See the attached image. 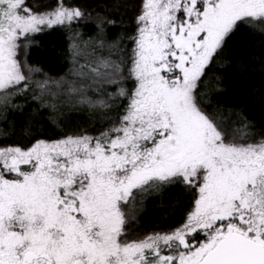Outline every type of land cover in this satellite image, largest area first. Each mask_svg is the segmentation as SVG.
Masks as SVG:
<instances>
[{"label": "snow or ice", "instance_id": "obj_1", "mask_svg": "<svg viewBox=\"0 0 264 264\" xmlns=\"http://www.w3.org/2000/svg\"><path fill=\"white\" fill-rule=\"evenodd\" d=\"M108 11L0 0V118L23 100L102 109L107 125L0 144V264H264V135L205 99L226 49L255 60L258 47L264 76V0H139L114 38ZM55 29L69 43L53 74L30 50ZM173 186L180 220L133 238L136 194Z\"/></svg>", "mask_w": 264, "mask_h": 264}, {"label": "trees", "instance_id": "obj_2", "mask_svg": "<svg viewBox=\"0 0 264 264\" xmlns=\"http://www.w3.org/2000/svg\"><path fill=\"white\" fill-rule=\"evenodd\" d=\"M89 8L97 5H108L105 13L109 19L117 21L115 26H108L109 38L121 33L133 32V21L139 0H85ZM113 3L124 6L113 8ZM87 35L95 31L91 23L78 26ZM35 44L31 48V61L53 74L62 71L68 46V34L60 29L47 30L34 36ZM260 50L257 47L255 60L235 49H226L217 57L214 66L208 70L206 79L208 96L205 98L215 108L218 107L226 120L232 113L246 118L248 132L256 138L264 135V76L261 75L259 61ZM21 107L10 111L7 121L0 118V144L26 141L29 134L57 138L62 135L66 126H80L88 129L106 127V112L102 109H91L88 106H68L56 112L38 102L16 101ZM213 110L212 108L209 109ZM237 116L231 115L229 127L236 128ZM10 137L5 140L4 137ZM188 196L179 186L157 190L148 188L136 195L130 224L133 238L152 230H160L175 225L185 210Z\"/></svg>", "mask_w": 264, "mask_h": 264}, {"label": "rangeland", "instance_id": "obj_3", "mask_svg": "<svg viewBox=\"0 0 264 264\" xmlns=\"http://www.w3.org/2000/svg\"><path fill=\"white\" fill-rule=\"evenodd\" d=\"M88 108H89V107H88ZM91 109H92V108H91ZM138 193H139V192H138ZM138 193H137V194H138ZM137 194H136V195H137ZM133 204H134V203H133ZM133 204L129 206L130 214H131V210H132V208H133Z\"/></svg>", "mask_w": 264, "mask_h": 264}]
</instances>
